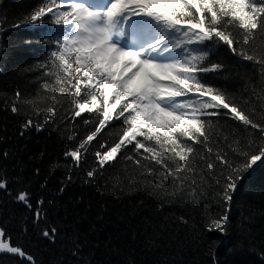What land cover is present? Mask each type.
I'll use <instances>...</instances> for the list:
<instances>
[{
  "label": "snow or ice",
  "instance_id": "snow-or-ice-1",
  "mask_svg": "<svg viewBox=\"0 0 264 264\" xmlns=\"http://www.w3.org/2000/svg\"><path fill=\"white\" fill-rule=\"evenodd\" d=\"M46 22L56 26L62 37L39 65L41 88L50 94L46 99L51 103L43 109L44 122L26 119L20 136L55 123L62 97L71 104L73 119L84 114L95 117L84 120L93 128L63 153L79 167L89 146L97 142L96 166L86 172L89 180L128 150L125 159L136 167L124 178L130 189L143 187L161 206L165 200H190L209 220L207 231L224 233L227 212L212 216L202 207L211 194L209 182L216 177V198L230 204L243 174L264 164V109L256 107L264 104V0H40L24 25ZM218 45L259 66V82L248 81L252 93L248 100L236 99L206 79L207 73L224 70L222 63L209 58ZM21 102L30 105L34 100L16 90L12 113L20 111ZM258 110L261 119L256 118ZM223 118L236 122L237 131L223 129L227 135L221 140L210 129L217 127L214 120ZM116 122V142H100V134ZM2 155L7 158L10 153ZM168 185L174 191L169 192ZM7 187L8 181L0 177V189ZM15 199L32 208L27 189L22 188ZM43 219L44 213L36 208L35 222ZM176 219L187 226L191 217ZM58 232L48 226L42 235L55 243ZM5 237L0 227V252L36 264L32 255ZM215 245V241L208 244L212 264H217ZM68 251L63 264L69 259L91 264L82 258L78 241ZM259 251L264 264V246Z\"/></svg>",
  "mask_w": 264,
  "mask_h": 264
},
{
  "label": "trees",
  "instance_id": "trees-1",
  "mask_svg": "<svg viewBox=\"0 0 264 264\" xmlns=\"http://www.w3.org/2000/svg\"><path fill=\"white\" fill-rule=\"evenodd\" d=\"M39 3L40 0H0V177L8 181V187L0 189V227L6 231L5 238L32 255L36 264H63L73 241L81 244V256L91 264H212L210 241L216 242L217 264H260L259 250L264 246V164L243 174L230 204L216 198V177L212 178L208 184L211 194L202 207L212 216L227 212L229 222L224 233L209 232V220L199 215L190 200H165L161 206V201L150 198L143 187L130 189L124 178L131 176L136 167L125 159L130 154L128 150L92 180L86 172L96 166L97 142L89 146L79 167L66 159L64 151L78 145L79 138L93 128L84 120L95 119L89 114L73 119L66 99L59 98L62 103L56 105L55 123L46 125L43 131L31 129L20 136L26 119L40 123L45 120L43 109L51 102L46 99L50 94L41 88L39 65L54 50L55 41L62 38L51 23L24 25ZM209 58L222 63L224 70L207 73L208 82L224 88L236 99L248 100L252 95L248 81L259 82V66L233 56L225 45L214 46ZM16 90L34 103L21 102L20 111L14 114L11 104ZM256 107L264 109V104ZM256 118H262L261 111H257ZM213 123L217 127L211 128L210 134L221 140L227 135L223 129L237 131L236 122L227 118ZM118 131L116 122L98 140L115 143ZM69 136L76 138L69 141ZM5 151L10 153L7 158L2 155ZM22 188L30 193L32 208L15 199ZM168 191H174V186L168 185ZM41 199L43 204L38 205ZM38 207L44 219L36 223ZM180 215L191 217L187 226L176 219ZM48 226L59 229L55 243L42 235ZM198 236L202 239L198 240ZM0 264L29 262L18 254L0 252ZM67 264L78 261L69 259Z\"/></svg>",
  "mask_w": 264,
  "mask_h": 264
}]
</instances>
